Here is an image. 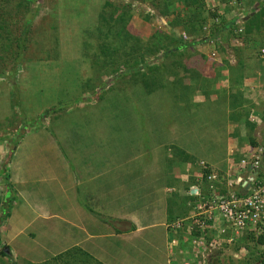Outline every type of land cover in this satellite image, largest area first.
Here are the masks:
<instances>
[{"label":"crops","instance_id":"crops-1","mask_svg":"<svg viewBox=\"0 0 264 264\" xmlns=\"http://www.w3.org/2000/svg\"><path fill=\"white\" fill-rule=\"evenodd\" d=\"M204 1L208 6L214 0ZM243 2L248 11L264 14V0H242ZM174 7L180 19L189 18L184 4L177 1ZM249 14L246 20L253 17V12ZM172 18L169 16L168 20L172 21ZM226 18L230 21L229 10L226 11ZM139 20L130 14L126 30L134 36L142 35L147 41L156 31L152 30L154 24H151V21L147 23ZM175 28L172 30L176 35L185 32L181 26ZM254 28H258L254 30L256 42L245 49L240 59L242 67L238 61L232 64L228 55L223 58L220 54L219 60H214L204 57L195 51L197 49L192 50L191 47L182 50L188 55L181 64H186L188 68L194 67L195 70L187 69L190 76L186 79L182 75L185 70L182 72L180 76L184 80L179 77L180 82L185 83L182 85L184 89L180 91L195 89L190 96L191 108L197 110L203 107L205 110L202 113L205 114L210 111L211 116L214 115L210 118L212 124L217 125L219 122L221 126V134L216 135L225 140L226 158L212 157L213 163L209 164L218 172H227L231 162H238L252 148L264 145V56L261 54L263 48H260L259 43L262 40L264 42V15L255 23ZM203 48L207 52L210 50ZM231 51L229 53L234 56L233 50ZM26 71L33 78L31 71ZM117 79L125 80L120 77L115 81ZM12 91L9 82L0 81V104L3 103L0 122H4L0 126V206L4 203L5 209L11 207L7 221L3 227L0 224L1 247L4 240L9 241L6 243L7 247H3V252L5 250V253H9L10 250L16 249L23 259L26 255V258L35 260L38 254L33 257V252L39 250V244L53 238V241L58 242L57 246L62 247L58 250L51 249V252L55 251L54 257L74 253L73 257L81 258L86 255L87 259L96 264H137L139 259L146 257L139 256L141 253L152 254V260H157L164 254L166 264H193V257L188 255L191 248L184 233L175 235L168 227L181 216L189 214L188 194L191 188L198 184L202 173L200 162L206 161H194L189 154H183L185 169L176 168L170 172L167 168L168 173L162 175L159 165L161 162L168 166L170 163L175 165L174 158L170 156L172 152L165 148L169 158L160 161L154 158L153 168L157 169L159 165L152 175L155 178L150 179L154 181L151 184L144 182L148 186L142 191L141 201L139 200L132 210H127L121 206L124 199L122 194L125 193L123 174L116 166L112 167L114 163L106 153L108 148H111L110 142L117 150L120 144L112 139L103 141L99 133L93 138L86 137L84 129L80 131V137L75 134L84 124L81 115L85 110L82 108L87 107V100L74 103L65 111L74 114L77 110L79 113L74 114L75 117L64 113L73 123L70 126L71 138H61L63 133L58 134L60 128L68 130L70 127L66 126L63 119L57 117V113L43 117L48 110L45 108L41 110L40 116L35 115V123L32 125L23 127L22 123H18L14 128L15 137H12L4 114L9 99L13 98ZM143 92L146 94L148 91ZM158 93H163V98L167 97L164 90ZM122 94L126 95L125 92ZM153 94L157 92L153 91ZM128 95L133 96L132 91H129ZM173 95L179 96L176 93H172ZM135 97H131L129 102H135ZM103 100L105 104L113 103L122 109L126 107L119 94H109ZM91 101L90 105L94 104ZM164 104L168 107L175 106L170 101H165ZM219 112H222V115H219ZM251 113L261 119L260 125L249 121ZM222 117L225 123L221 122ZM207 124L205 121L191 129L208 130ZM158 125L161 126V120L157 119L153 126L161 130L162 135L163 129ZM105 130L101 124L100 131ZM168 134L170 136L169 131ZM164 141L161 142L163 146L173 145L172 140ZM81 149L84 150L83 154L80 153ZM159 149L155 148L154 152ZM64 150L68 151V156L64 155ZM161 183L164 186H161ZM60 224L69 227L67 232L64 231L66 237L61 240L51 236L56 234V226ZM132 227L133 230L130 231ZM57 235L61 236L60 231ZM174 240H177L176 244H172ZM244 241L245 244L248 243ZM31 260L26 259L24 264ZM1 262H8V258L4 256Z\"/></svg>","mask_w":264,"mask_h":264},{"label":"rangeland","instance_id":"rangeland-1","mask_svg":"<svg viewBox=\"0 0 264 264\" xmlns=\"http://www.w3.org/2000/svg\"><path fill=\"white\" fill-rule=\"evenodd\" d=\"M20 3L22 6L28 4V10L24 9L26 6L19 9ZM124 5L131 7H127V12L120 15ZM130 14L138 17L139 21L147 23L145 18L148 15L152 16L149 22L154 24L152 30L156 31L147 41L142 35L134 36L128 33L142 42L136 43L133 39L121 42L116 31L123 22L118 20L124 16L129 20ZM159 14L160 12L153 8L149 0H0V16L6 19L4 25L8 29H0V81L9 82L13 90V98L9 99V105L6 107V112L4 111L5 121L12 131L10 132L12 137H15L14 128L18 123H22L23 127L32 125L35 123V115L40 116L43 108L48 109L43 117L57 113V117L63 119L66 126L70 127L73 123L64 115L65 111L76 101L79 103L87 100L85 103L87 107L82 108L85 110L81 115L84 124L75 134L80 137L82 134L80 131L84 129L87 133L86 137L93 138L99 133L103 141L112 139L120 144L117 150L110 142L111 148H108L106 153L111 156L114 163L112 167L116 166L123 174L125 193L122 194L124 199L121 206L127 210H132L137 202L141 201L142 191L148 186L144 182L151 184L154 181L150 179L155 178L152 175L158 170L159 165L160 173L163 175L168 173L167 168L170 172L176 168L185 169L183 154L186 156L189 154L194 161L204 160L210 165L213 163L212 157L226 158L227 154L224 151L226 147L224 138L221 139L216 135L221 131L220 123L213 125L211 122L210 118L214 115L211 116L210 111L208 114L202 113L205 110L203 107L194 110L189 104L192 102L190 99L192 90L195 89L187 88L188 91H180L184 89L182 85L185 83V81L180 82L182 72L185 70V74L182 75L186 79L190 76L189 71L195 70L194 67L188 68L186 64H181L188 54L168 53L166 58H162L164 51L150 50L147 51L144 63L136 60L135 52L141 51L143 44H148L151 39L159 40V43L155 44L156 49L161 46L163 35L180 39L179 35L173 34L168 27L162 26L163 17ZM28 19L31 23L25 28ZM117 22L120 24L118 25ZM25 30H28V35L22 38ZM19 38L23 39L22 43L16 42ZM11 41L15 42L11 43ZM200 46L192 50L197 49L195 51L209 58L211 49L207 52L203 48L206 47L205 45ZM229 52L228 60L233 64L237 59L235 60L233 54ZM219 58L220 56L216 60ZM51 69L52 71H48ZM136 69V72H129ZM187 69L189 71H186ZM26 70L31 71L33 78ZM122 72H129V75L124 81H115L116 75ZM163 90L166 91V98H163V93H158ZM129 91H132L133 96L128 95ZM143 91L148 92L144 94ZM153 91L157 94H153ZM122 92L126 95L124 96ZM172 93L180 97L172 96ZM109 94L115 96L119 94L126 107L122 109L113 103L105 104L103 98ZM135 95L138 97L136 98ZM131 97L136 98L135 102H129ZM90 100L94 104L90 105ZM165 101H170L175 106L168 107L164 104ZM0 107L2 111L3 103ZM77 113L79 112L75 110L74 114ZM66 114L75 117L73 113ZM178 114L183 116L179 117ZM219 115H222V112H219ZM157 119L161 120V126H158L163 129L162 135L161 130L153 126ZM222 119L221 122L225 123L223 117ZM205 121L208 123V130L191 129ZM3 123L0 122V126ZM101 124L104 125L105 131H100ZM210 126L214 128L211 129ZM61 133H63L61 138L68 139L72 134V127L68 130L61 127L58 134ZM163 138L172 140L173 145L163 146L161 143L165 142ZM155 148L160 149L155 153ZM165 148L172 152L170 156L174 158L175 165L170 163L168 166L161 162L157 169L153 168L154 158L159 161L169 158ZM67 152L64 150L65 156H68ZM80 153L83 154L84 150L81 149ZM162 184L161 186H164ZM56 227V234L51 236L60 240L65 238L64 231L67 232L69 227L65 224ZM59 231L61 236L57 235ZM47 242L42 241L39 250L33 252V257L38 254L35 260L26 258V255L23 259L20 252L15 249L10 250L8 262H1L4 257L1 255L2 248L7 247L6 243H9L4 240L3 247L0 246V264H24L26 259H32L26 264H96L91 260L84 263L83 257L75 259L72 253L54 257L55 251L51 252V249L58 250L62 247L57 246L58 242L53 241V238ZM182 246L185 249V246ZM236 252L237 249L233 247L226 249L224 257L217 259L218 264H245V262L261 264L260 261L255 260L258 258L257 255L250 263L248 257L243 260L234 258ZM144 255L146 257L139 259L137 264L166 262L164 254L157 260L154 259L155 262L152 260V254L141 253L139 256ZM217 257L215 256L213 260L217 261Z\"/></svg>","mask_w":264,"mask_h":264},{"label":"built area","instance_id":"built-area-1","mask_svg":"<svg viewBox=\"0 0 264 264\" xmlns=\"http://www.w3.org/2000/svg\"><path fill=\"white\" fill-rule=\"evenodd\" d=\"M220 1L209 6L208 11L218 9L217 14L221 15ZM236 1L230 0L238 28L231 31L230 42L226 43L222 37L208 40L212 59H217L221 49L229 45V48L243 46L245 12L239 5L235 8ZM183 37L193 40L186 35ZM249 121L256 125L262 122L254 113L249 115ZM200 167L198 184L188 194L189 214L168 227L171 233L177 235L185 231L190 237L195 264H208L215 256H218L216 259L224 257L226 249H237L242 239L248 241L246 244L251 249L257 245L258 250L264 252V245L258 247L259 241H264V145L252 148L238 162H231L225 173L216 171L206 162H200ZM190 198L196 200L192 202ZM251 236L254 243L250 241ZM249 254V249L242 246L233 257L243 260Z\"/></svg>","mask_w":264,"mask_h":264},{"label":"trees","instance_id":"trees-1","mask_svg":"<svg viewBox=\"0 0 264 264\" xmlns=\"http://www.w3.org/2000/svg\"><path fill=\"white\" fill-rule=\"evenodd\" d=\"M149 1H150V4L153 6V8L157 9V11L160 12L159 15H161V17L163 16V18H165L167 20H168L169 16L173 17L172 21L168 20L169 26L172 29H176L175 27H178V26L183 27L185 30V33L188 36L193 37L194 41L189 43V42H184L183 40H180L176 37H168L167 35H163L162 36L163 41L160 43L161 46L158 49H156L155 44L156 43L158 44L159 40L154 38V41H153V39H151V41L148 44H146V45L143 44L144 47H142L141 51H139L137 53L135 52L136 57H137V58L135 57L136 60H140L143 63L145 62V59L147 56V51H150V50L164 51L162 58H166L168 53L179 54L182 52L183 49H189V47L194 48V47L199 46L201 44H206L207 40H210L212 38L223 37V39H225V41L228 42L229 39H231L230 38L231 37L230 36L231 31H234L238 28L236 26V23L238 21V19L236 17H232V18H230V21H228L226 17L221 16L219 18V21L214 23L215 19H217V17H218V14H217L218 9L216 10V12L215 11L213 13L210 12V14H209L206 10L207 5H206L204 0H149ZM177 1L184 4V6H185V8L189 14V18H187L186 20L180 19V15L175 13V7L174 6H175V2H177ZM238 2L239 1H236V7L235 8H238ZM25 3H26V1H25ZM220 3L222 4L223 7L221 5L220 6L224 10H226V11L229 10L231 12V9L233 8L230 4L231 2L220 1ZM24 6H26V8H24ZM24 6H22V3H20L19 9L24 8L26 10L28 8V4H25ZM129 6L131 7V5H129ZM129 6L128 5L122 6V12L120 15L125 14L127 12V7H129ZM116 11H119V10H116ZM262 15H264V14H262V13L261 14L260 13L255 14L253 17H251V19H249L248 21H246L244 23L245 31L241 35V39H243V46L241 48L237 47L235 49L234 48L232 49L234 52V56L237 59L239 65L241 67L243 66V64H242V61L240 59H242V56L244 54L245 49L252 46V44L256 42V40L254 39L255 38L254 37V30H256V29L258 30V28H254V25L256 22H258V20L261 18ZM121 20H122L123 24L116 31L118 37L121 39V42H124V41L129 40V39H133L136 43H138V42L141 43L142 41L139 40V38H136L134 36L131 37L128 34V32L126 30V27L128 25V22H129L127 20V17L124 16L118 21H121ZM145 20L151 21L152 16L150 17L148 15V17H146ZM24 21H25V19H24ZM4 22H6V19L3 18L2 16H0V29L1 30H5V29L8 30L6 28V26L4 25L5 24ZM30 23H31V20L28 19L26 21L25 28ZM117 24L119 25L120 23L117 22ZM208 27H209V35H206L204 32V29L208 28ZM27 35H28V30L27 31L25 30L23 32L22 38H26ZM263 36H264V34H263ZM20 38L17 39L16 42L18 41V42L22 43L23 39H20ZM13 42H15V41H11V43H13ZM259 43H260V48H263V49H261V52H262L264 50V42L262 40V42L259 41ZM104 47H106V46H104ZM19 48H21V45H19ZM104 50H105V48H104ZM220 53H221L222 57L224 58L225 56H227L228 52H227V49L222 48ZM261 54H262V56H264L263 53H261ZM131 56L133 57V55H131ZM131 56H129V57H131ZM48 71H52V69L48 70ZM132 71L136 72L137 69L136 70H130L129 72H132ZM129 72H125V73H123V75L118 74V76L115 77V79L120 78V77H121V79H125V77L127 75H129ZM118 80L120 82V79H117V81ZM75 103H77V101ZM261 176H262V174H261ZM189 200L194 202L196 199L190 198ZM180 218H183V217L181 216ZM132 230H133V227L131 228L130 231H132ZM195 236L198 237L199 235L196 233ZM250 241L254 243V237L251 236ZM259 245H264V241L260 240L258 247H259ZM242 246H246L249 249L250 254H249L247 260L250 263H252V260L254 258H256V255H257L258 258L255 260H257L258 262L260 261L261 264H264V252H260L257 248V245H256L257 249L254 248V250H255L254 251L253 249H251L248 246V244H245L244 240H242L238 243L237 251ZM2 255L5 256V253H3ZM217 261L213 260L210 264H215ZM218 263H219V261L217 262V264ZM245 264H249V263L245 262Z\"/></svg>","mask_w":264,"mask_h":264},{"label":"clouds","instance_id":"clouds-1","mask_svg":"<svg viewBox=\"0 0 264 264\" xmlns=\"http://www.w3.org/2000/svg\"><path fill=\"white\" fill-rule=\"evenodd\" d=\"M218 1H220V0H214L210 5H208L207 6V12L210 14V12L208 11V8H209V6H211L212 4H214V3H217ZM224 1H227V2H230V0H223L222 2H224ZM237 1H239L238 2V5H239V8H241V9H243L244 10V12H245V22L246 21H248V20H246V17H247V14H249L250 12H253V16L256 14V12L255 11H251V10H247L246 9V7H245V4H244V2L242 3V0H237ZM231 4V3H230ZM220 5L222 6V4L220 3ZM136 6V5H135ZM223 7V6H222ZM233 7V6H232ZM219 10H221L222 12V14L221 15H218V17H217V19H215V21H214V23L215 22H218L219 21V18L221 17V16H224V17H226V10H224L223 8L222 9H219ZM224 11V12H223ZM232 11H233V8L231 9V12H230V14H231V18L233 17V14H232ZM213 13V12H212ZM250 15V14H249ZM161 24H162V26H164L165 28L166 27H168L169 28V30L170 31H172L173 32V30H172V28L169 26V23H168V21L167 20H165V18H162L161 19ZM205 29H208L207 31L205 30ZM204 29V32H205V34L206 35H209V27L208 28H205ZM173 34H174V32H173ZM184 35H186L188 38H190V39H193V40H185L184 39ZM179 38H180V40H183L184 42H189V43H191V42H193L194 41V38L193 37H190V36H188L185 32L183 33V34H181V35H179ZM223 38V37H222ZM207 42H208V40H207ZM203 45H205L207 48H209L210 49V47L208 46V43H206V44H201V46H203ZM200 46V45H199ZM200 46V47H201ZM240 47V46H239ZM242 47V46H241ZM235 49V48H237V47H230L229 49H227V52H229V51H231L232 49ZM1 207V209H0V224H1V227H3V225L5 224V222L7 221V216H8V214H9V212L11 211V207H9L8 209H5L4 208V203L0 206ZM6 211V212H5ZM187 217V216H186ZM183 218H185V217H183ZM180 219H182V218H180ZM177 220H179V219H177ZM176 220V221H177ZM175 221V222H176ZM181 233H184V235L186 236V238H187V243L189 244V246H190V254L188 253V255H191L192 257H193V260H192V262H193V264H195V260H194V252H193V247H192V241H191V239H190V237L186 234V232L185 231H182ZM180 234V233H179ZM179 234H177V235H179ZM174 241H176L177 242V240H174ZM0 246H1V244H0ZM3 249L4 248H2V253L1 254H3V253H5V250H4V252H3ZM10 254H11V252L9 251V253H5V257L6 258H8L9 256H10ZM73 254V256H74V253H72ZM85 260H84V263H86V262H89L88 260H90V259H87V257H86V255H83L82 256ZM81 257V258H82ZM73 258H75V259H77L76 257H73ZM210 260H213V259H210ZM210 260H209V262H208V264H210L211 262H210Z\"/></svg>","mask_w":264,"mask_h":264}]
</instances>
